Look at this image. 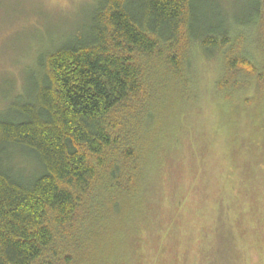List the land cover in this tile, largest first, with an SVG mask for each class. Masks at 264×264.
Here are the masks:
<instances>
[{
  "label": "trees",
  "instance_id": "trees-1",
  "mask_svg": "<svg viewBox=\"0 0 264 264\" xmlns=\"http://www.w3.org/2000/svg\"><path fill=\"white\" fill-rule=\"evenodd\" d=\"M220 1L90 0L76 32L47 43L0 109V264L142 253L133 234L159 169L144 146L158 80L188 83L199 54L218 59L215 89L236 109L264 99V0L233 12Z\"/></svg>",
  "mask_w": 264,
  "mask_h": 264
},
{
  "label": "rangeland",
  "instance_id": "rangeland-1",
  "mask_svg": "<svg viewBox=\"0 0 264 264\" xmlns=\"http://www.w3.org/2000/svg\"><path fill=\"white\" fill-rule=\"evenodd\" d=\"M237 1L219 6L233 12ZM89 5L0 0V109L26 88L47 43L76 32ZM217 60L195 55L177 89L158 80L144 146L159 169L148 208L136 210L133 243L143 251L128 264H264V99L241 111L226 101L215 89Z\"/></svg>",
  "mask_w": 264,
  "mask_h": 264
}]
</instances>
